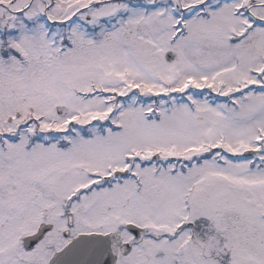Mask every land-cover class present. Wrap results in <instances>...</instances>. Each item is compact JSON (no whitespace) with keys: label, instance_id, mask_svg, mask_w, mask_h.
I'll return each mask as SVG.
<instances>
[{"label":"snow or ice","instance_id":"obj_1","mask_svg":"<svg viewBox=\"0 0 264 264\" xmlns=\"http://www.w3.org/2000/svg\"><path fill=\"white\" fill-rule=\"evenodd\" d=\"M0 264H264V0H0Z\"/></svg>","mask_w":264,"mask_h":264}]
</instances>
